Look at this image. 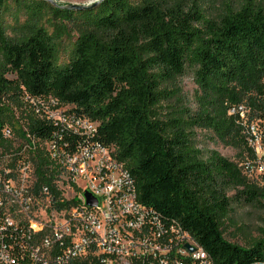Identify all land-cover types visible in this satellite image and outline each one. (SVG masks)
<instances>
[{"label":"trees","instance_id":"trees-1","mask_svg":"<svg viewBox=\"0 0 264 264\" xmlns=\"http://www.w3.org/2000/svg\"><path fill=\"white\" fill-rule=\"evenodd\" d=\"M66 6L0 0V184L29 167L31 193L46 188L61 205L63 162L100 146L138 202L187 233L208 264H264V184L245 171L257 158L251 128L264 131V0ZM189 73L194 104L180 86ZM60 108L62 120L48 115ZM197 130L238 161L201 147ZM235 206L257 208L260 226L236 227ZM226 225L243 244L226 239ZM174 257L158 254V264Z\"/></svg>","mask_w":264,"mask_h":264},{"label":"built area","instance_id":"built-area-1","mask_svg":"<svg viewBox=\"0 0 264 264\" xmlns=\"http://www.w3.org/2000/svg\"><path fill=\"white\" fill-rule=\"evenodd\" d=\"M76 125L88 135L95 130L86 121ZM251 132L257 158L245 171L250 177L256 171L259 179L264 177V131L253 126ZM24 174L29 182L19 191ZM31 176L26 167L19 179L1 181L0 264H158V254L172 253L177 260L161 264H208L187 233L165 228L138 202L132 177L106 148L86 145L65 159L57 182L61 205L46 188V194H32ZM86 193L97 206L87 204Z\"/></svg>","mask_w":264,"mask_h":264},{"label":"rangeland","instance_id":"rangeland-1","mask_svg":"<svg viewBox=\"0 0 264 264\" xmlns=\"http://www.w3.org/2000/svg\"><path fill=\"white\" fill-rule=\"evenodd\" d=\"M57 4L61 5H87L93 0H54ZM180 86L182 89V94L186 98V100H189L192 104L194 101L195 92L197 90V85L195 82V78L193 74L189 73L187 74L182 80L180 81ZM65 110V108H60L58 110H50L48 111V115L51 118L61 120L62 118V112ZM197 137L198 140L201 142V147H204L206 150H215L217 151L222 157L228 159L231 162H237V152L229 147H225L223 144H221L219 141H216L212 134H210L207 131L203 130H197ZM258 176V173L256 171L253 172L252 177L255 179V177ZM258 184L263 185L264 184V178H259L258 180H254ZM29 179L28 175L24 174L22 178V183L19 185H15L19 191L23 190L25 186L28 184ZM260 218L261 213L257 208L254 207H241V206H235V211L232 215L233 222L236 224V227L240 226H251L254 229L260 226ZM235 229L231 225L225 226V237L228 241L236 244H243V239L241 237L235 236ZM234 235V236H233ZM252 236H257V232L254 231L252 233Z\"/></svg>","mask_w":264,"mask_h":264},{"label":"water","instance_id":"water-1","mask_svg":"<svg viewBox=\"0 0 264 264\" xmlns=\"http://www.w3.org/2000/svg\"><path fill=\"white\" fill-rule=\"evenodd\" d=\"M48 3L58 6V4L54 1V0H45ZM102 0H93L91 1L89 4L87 5H67L66 7H64L65 9H71V10H82V9H87V8H91L93 6H96L97 4H99ZM85 198L87 199V204L89 206H97L98 202L96 201V199H94L89 193L85 194ZM187 248L190 250V252H195L196 250L190 246H187Z\"/></svg>","mask_w":264,"mask_h":264}]
</instances>
